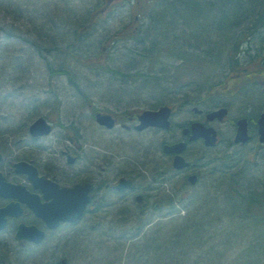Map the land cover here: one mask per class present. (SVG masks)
<instances>
[{"label": "rangeland", "instance_id": "1", "mask_svg": "<svg viewBox=\"0 0 264 264\" xmlns=\"http://www.w3.org/2000/svg\"><path fill=\"white\" fill-rule=\"evenodd\" d=\"M2 1L0 152L3 160L0 169L8 171L11 163L24 159L40 167L41 173H55L60 178L67 170L93 167L91 159L94 158L105 168L104 174L118 178V173L129 175L127 172L134 164L139 170L151 169L150 190H144V194L151 197V206L156 201L161 206L142 211L134 202L127 204L121 196L108 195L103 208L88 212L75 224L49 231L38 245L19 243L13 238L12 228H7L0 232L3 262L153 264L155 251H144L149 238L158 236V242L162 243L165 238L182 233L199 211L213 206L231 207L224 206L227 176L247 171L245 163L262 164L264 148L258 143L254 128L251 131L254 138L246 144L228 146L227 137L233 139L235 118L256 116L264 111V82L247 81L250 79L247 74L233 83L235 75H232L227 47L223 52L211 45L209 51L202 46L194 50L190 47L192 44L181 41L179 31L165 29L169 33L167 37H149L147 30L152 24L151 12L159 3L157 0L152 6L146 0H115L106 12L92 19L90 29L84 34L77 33L78 29L88 22L94 8L102 5L103 0H7L8 5ZM167 8L171 7L165 1L164 13ZM208 11L210 17L218 14L212 9ZM219 22L222 26L226 23L220 17ZM174 42L186 46V57L191 59L182 64L174 58L176 53L171 49L177 45ZM239 57L241 71L251 70L264 61V24L251 31ZM207 58L215 61V65ZM63 69L72 74L73 82L61 73ZM210 70L205 77L203 71ZM136 72V78L120 75ZM186 99L198 102L199 108L209 109L219 103L229 107L227 120L212 124L220 132V142L210 149L200 142L190 146L188 155L192 160L199 154L215 159L201 171L202 180L195 186H181L175 183V177L161 188L152 183V173L161 170L164 160L158 142L169 134L153 129L125 133L120 126L109 131L100 127L90 113L92 107L136 112L159 102L171 103L180 109V102ZM39 116L50 120L54 128L48 136L34 140L28 125ZM194 118L197 116L190 107L174 115L177 123ZM67 154L77 157L74 164L66 162ZM230 155L234 163L224 165ZM10 173L13 174L12 170ZM16 176L19 180V175ZM9 177L13 179L15 174ZM210 220L216 223L217 216H211ZM236 226L234 231L233 227L230 229L235 243L228 248L218 241L224 231L215 227L207 229L200 245L196 241L186 242L189 234L186 238L183 234L182 245L176 249L178 256L183 260L184 253L187 255L184 264H196L200 251L218 245L214 254L218 252L223 257L215 256L217 264H251L244 256L251 231L244 234L241 223ZM198 259V264H208Z\"/></svg>", "mask_w": 264, "mask_h": 264}, {"label": "trees", "instance_id": "2", "mask_svg": "<svg viewBox=\"0 0 264 264\" xmlns=\"http://www.w3.org/2000/svg\"><path fill=\"white\" fill-rule=\"evenodd\" d=\"M113 1L115 0H103L102 5L94 8L88 18V22L82 24L77 33L81 32V34H84L87 32L90 29L92 19L98 18L102 12H106L107 7ZM147 1L152 6L156 0H146V2ZM157 1H159L158 6L156 5L157 7L154 10L151 9L152 24L147 30L149 37L150 35H153V39L167 37L169 33L167 34V32L164 31L165 29L171 30V32L179 31L182 34L183 40L179 39V37L176 38L192 44L188 46L194 50H196L197 46H202L209 51L208 48H210L211 45L212 48L219 49L218 52H223L224 48L227 47L232 75H235L232 77L233 83H236L239 78L247 74H249L250 77L247 81L252 83L255 82V84L260 83V81L264 82V61L259 62V64L251 70L246 69L242 71L240 70L239 61V54L244 44H246L251 31L264 24V0H221V2L220 0ZM165 1H168L171 8H167V11L164 13ZM2 2L6 5L9 4L7 0H3ZM208 9H212L218 14L210 17ZM159 14H162V16H159ZM164 16L165 18H163ZM219 17L226 21L224 26L219 22ZM73 20L76 22L75 19ZM80 23L81 22H78V24ZM73 33L76 34V31H73ZM176 44V46L171 47L173 52L176 53V57L174 58L179 60L180 63L182 62V64L188 59H191L186 57V53H188L185 51L186 46H183L181 43ZM207 59L210 60L211 64L214 63L215 65V61L209 58ZM203 69L205 70L204 67ZM60 71L66 74L70 81L73 82L74 77L68 70L63 69ZM211 71L212 70L206 71V73L203 71L205 77L208 76ZM120 75L133 76L136 78L138 73H120ZM218 91L220 90L216 92ZM232 163H234V157L230 155L226 163L224 164L223 162L222 164L230 165ZM245 164H247L248 167L247 171L242 174L237 172L231 176H227V192H225L224 206L229 204L231 206L230 208L213 206L211 209H205L206 211H199L197 217L196 214L195 216L193 215V219L187 223L182 233L177 236L174 234L169 238H165L162 243L158 242V236H154L153 233L154 237L149 238L150 241L147 242L146 248L144 249V251L149 249L155 251L154 258L156 263L153 264H184L187 255L182 253L183 260H181L176 250L182 245L180 243L181 236L185 234L184 238H186L188 237L187 234H189L186 242L194 241L195 243L196 241L197 245H200L199 241L205 236L207 229L210 227H215L218 230L224 231L222 233L223 238H219L218 241L221 245L228 248L235 243L231 240L230 229L233 227L234 231L238 228L236 226L238 222L244 227V234H247V231H249V233L251 231L252 236L247 243L248 250L247 253H244V256L251 264H264V162L259 165ZM239 174L240 176H238ZM216 181L218 182V178ZM246 184L251 186H246ZM244 188L247 189L245 190ZM211 216H217L216 223L210 220ZM198 217L199 219L197 220ZM206 220L207 223L205 224L204 222ZM176 230V232L179 231V229ZM217 246L218 245H213L208 250L200 251V254L197 255L195 259L196 264H198V258H202V260L206 261L208 264H217L219 261L215 260V256L217 255V259L218 256L220 259L223 257V254L218 252L214 254ZM240 257H242V254Z\"/></svg>", "mask_w": 264, "mask_h": 264}, {"label": "flooded vegetation", "instance_id": "3", "mask_svg": "<svg viewBox=\"0 0 264 264\" xmlns=\"http://www.w3.org/2000/svg\"><path fill=\"white\" fill-rule=\"evenodd\" d=\"M198 104L199 103L195 102L193 99H186L180 102V105H179L180 109H178V107H176V105L174 104H171V103L167 104L163 102H159V104H157L156 106L149 108V109H158L161 106H168L170 108L171 110L170 115H169L170 125L168 128L148 126L143 129H137L136 125L139 123L138 115L144 109H141L136 112H131L130 109H119V110H114L116 112H113L111 110H103L101 108L94 107L95 109L92 108L90 113L93 116V118L96 117L97 112L112 114L114 122H115L113 127L109 128V127H105L103 125L98 124L100 127L105 128L109 131L113 130L116 126H120L124 130L125 133H128V132L142 133L149 129H153L157 132H164L166 134H169L167 137H161V139L158 142V146L160 147V150L162 151L164 160H163V164H161V170L159 172L154 171L152 173V180H153L152 183L157 184L158 187L161 188L162 186H164L163 184H165L166 181L170 180L172 177H175L176 178L175 183L179 182L178 184H180L181 186H195L199 184V182L202 180L201 171L205 167L210 165L212 162H214L215 159H212L209 157L206 158L202 154L196 155V158L194 160L190 158V155H188L189 154L188 151L190 149V146L194 145L195 143L200 142L203 147H206L209 149L212 148V146L205 145L202 138H199L197 140H190V136L192 135L191 125L195 122H199V123H202L206 127H213L212 124L214 122L219 123V122L226 121L227 115L222 119H219L218 117L210 118L208 116L210 112L218 108H221V107H225L229 112V107L223 103L216 104L209 109L199 108ZM184 107L185 108L190 107V109L197 116V118L190 119L188 121H184L180 123L175 122L174 115L178 111L183 109ZM258 115L259 114H257L256 116L245 115V117H247L248 119V131H250V133L253 128L257 132L256 120H257ZM237 118H235L232 121L234 134L237 129V125H236ZM213 128L215 129L217 133V137L219 140L218 143H219L220 142V132L215 127ZM253 138H251V140ZM229 139L231 138L227 137L226 144H228V146L237 144L234 142V139L233 140H229ZM178 142H186V146L183 149V151H181L180 154L183 156L185 161L189 162V164L182 168H175L173 166L176 153L164 152V145H171V144H175ZM246 143H242V144H246ZM259 144L262 148H264L263 144L261 143ZM69 157L73 158V161L70 162ZM76 160H77V157H75L72 154H67L66 162L68 164H74ZM91 161L94 163L93 167L88 168L87 166L86 167L84 166L82 169H80L82 171L70 169L66 171L65 175H61L60 178L57 177L58 174H55V173L45 174L39 171L40 177H42L44 180L48 179L50 182L55 183L58 186V189L71 188V187H74L76 184H81V185L88 184L89 202L85 206L82 216H80L75 221L63 222L59 226L51 229V227H49V225L46 224V222L41 216L36 215V213L31 208H29L26 203L19 201L20 211H19L18 216L17 217H11V216L7 217L8 219H7L6 228H10V227L12 228L11 232H13L12 234L13 238L16 236V232L21 224L26 225V226H34L39 230H44L45 237L49 234V231L56 230L63 225L75 224L79 222L88 212H92V210L97 211L103 208L105 202L108 201L107 200L108 195L121 196V199L124 200L123 202L127 204L134 202L138 207L142 209V211L144 208L151 207L154 209H158L159 207H161L160 202L158 201L153 203L151 206L150 204L151 202L149 200L151 197L144 194V190H150L149 184H150L151 169H148V172L147 170H139L134 166V164H132L133 168H129L130 170L127 172L129 173V175H124V173L122 174L118 173L119 175L118 178L116 177L110 178V175L108 173L104 174L105 168L103 166H100V164L97 161H95L94 158H92ZM38 169L40 170V167ZM11 170L13 174L10 173ZM0 172L7 177L9 175L17 174V172H15L14 169H8V171H5L4 169L1 168ZM192 175L196 176L194 179V182L190 181V176ZM121 178L129 180L132 186L128 187L127 189L123 191L117 190L115 186ZM18 182L19 184H23L31 194L37 196L40 200V203H45L46 201H48V199H46L45 197V192L42 190L43 187L47 190L48 194L51 196L50 199L53 198L52 194L57 193L53 188H51L50 186L51 184L47 182H43L41 184L38 183L36 185H34V183L30 184L26 180V177L24 176L23 173H19ZM175 183L170 181V184L172 186L175 185ZM154 188H157V186ZM10 201L11 200H5L4 202L1 203L0 206H5ZM13 201H16V199H13Z\"/></svg>", "mask_w": 264, "mask_h": 264}, {"label": "water", "instance_id": "4", "mask_svg": "<svg viewBox=\"0 0 264 264\" xmlns=\"http://www.w3.org/2000/svg\"><path fill=\"white\" fill-rule=\"evenodd\" d=\"M170 112L171 110L168 106H162L155 110L146 109L138 115L139 123L136 125V128L143 129L148 126L168 128L170 125ZM226 114L227 109L225 107H221L210 112L208 116L210 118L218 117L219 119H222ZM96 119L99 124L105 125L106 127L110 128L114 125V119L111 115L98 113L96 115ZM247 124L248 122L246 117L237 120V131L234 138L236 143H244L250 139ZM257 127L259 140L260 142H264V112L257 118ZM28 131L33 137L46 135L51 131V125L43 117H38L31 122L28 127ZM191 131L192 135L190 136V140L202 138L205 145H216L217 133L213 127H206L202 123L195 122L191 125ZM185 146L186 142L164 145V152L176 153L173 164L175 168H182L189 164L180 154ZM69 161H73V158L69 157ZM14 167L16 172L26 173L34 185L47 182L51 184V188H53L57 193L52 194L53 198L49 202L40 204L37 196L29 194L21 185L5 182L3 175L0 173V196L18 197L20 201L25 202L29 207H31L38 216H41L50 227H55L65 221H75L82 215L88 201L87 184L75 185L72 188L58 189V186L55 183H52L47 179L44 180L42 177H38L36 168L24 161L15 163ZM195 177V175L190 176V181L194 182ZM131 186L132 184L129 180L121 178L115 188L123 191ZM42 190L45 192V197H51L44 187ZM18 203L19 202L10 203L5 207L0 208V229L4 228L6 225V215H17V213H19ZM17 236L18 238H27L38 243L43 239L44 234L43 232L38 231L35 227H27L21 224Z\"/></svg>", "mask_w": 264, "mask_h": 264}]
</instances>
